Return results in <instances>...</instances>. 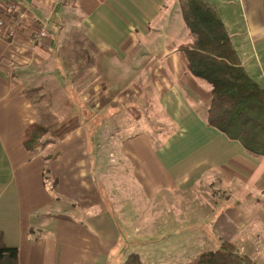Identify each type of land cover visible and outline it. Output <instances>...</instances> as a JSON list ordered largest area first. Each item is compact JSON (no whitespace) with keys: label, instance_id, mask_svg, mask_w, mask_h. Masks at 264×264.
<instances>
[{"label":"crops","instance_id":"crops-1","mask_svg":"<svg viewBox=\"0 0 264 264\" xmlns=\"http://www.w3.org/2000/svg\"><path fill=\"white\" fill-rule=\"evenodd\" d=\"M210 1L243 66L264 86V0ZM18 2L53 38L36 42L32 28L12 41L0 38V232L19 249V263L127 259L97 177V135L107 120L92 133L85 112L94 121L131 107L140 112L134 133L113 142L116 182L129 183L148 212H170L169 236L134 242L132 252L144 264H161L172 254L158 245L169 239L187 243L181 253L192 259L208 251L204 244L215 250L230 241L264 264V156L207 122L211 87L178 53L189 41L179 0ZM74 16L80 21L68 20ZM145 113L156 121L143 122ZM36 123L49 133L31 149L26 132ZM156 197L163 207L151 203Z\"/></svg>","mask_w":264,"mask_h":264},{"label":"trees","instance_id":"trees-1","mask_svg":"<svg viewBox=\"0 0 264 264\" xmlns=\"http://www.w3.org/2000/svg\"><path fill=\"white\" fill-rule=\"evenodd\" d=\"M188 28L189 41L178 47L186 69L206 81L210 102L206 120L230 139L241 142L257 157L264 156V86L243 66L228 29L216 5L210 0H179ZM135 118L139 111L128 107ZM39 129V130H36ZM49 130L38 123L26 132L25 144L35 141ZM19 249L4 242L0 232V264H20ZM123 264H144L141 256L130 253ZM187 264H253L250 256L240 254L235 243L224 241L215 250L204 251Z\"/></svg>","mask_w":264,"mask_h":264},{"label":"rangeland","instance_id":"rangeland-1","mask_svg":"<svg viewBox=\"0 0 264 264\" xmlns=\"http://www.w3.org/2000/svg\"><path fill=\"white\" fill-rule=\"evenodd\" d=\"M11 1H14L15 4H20L18 0H0V19H4L7 22H12L9 19L5 18H14L17 16V13L14 10L10 9V3ZM65 0H62L60 2H63ZM56 3H60L55 0ZM181 7V6H180ZM25 9V8H24ZM182 11V10H181ZM225 13V17L228 20V17L226 15V11H223ZM4 16V17H3ZM79 16H74L71 20L68 19L70 22L74 23V21L78 22L80 21L78 19ZM230 24V23H229ZM42 25H46L48 28V25L46 23H37L36 21L31 22L28 20V16L26 14L25 21L23 23V27H19L17 32L12 38H7L5 36L0 35V38L4 41H12L15 40L19 33L22 31H25V29H33V34H31L32 38L34 36V40L36 42H42V41H52V37L49 34L46 38L42 39L41 41L37 40V33L41 30L43 27ZM231 25V24H230ZM232 26V25H231ZM82 27V26H81ZM75 32H77V28H74ZM177 31H171L168 33V38H172L176 35ZM74 38V37H71ZM77 48V47H76ZM256 73L258 72V69H253ZM106 90V87L104 86V89ZM54 104V103H53ZM56 105V104H55ZM86 109V108H85ZM108 110V108H107ZM86 111V110H85ZM96 114L99 112L94 111ZM130 111H113L110 113V111H107V113H101V117L95 118L94 121H92L91 114L89 115L87 112H85V118L90 119V129L92 133H94L97 129L98 124L100 123V120L103 119V121L107 120V126L104 132H99L100 135L98 136V143L100 145L98 146L97 150H95L97 157H98V167H97V177L99 178L101 176V185H102V193L103 195H106V199H108L110 202H108L109 207L112 209L113 214L117 217V220L119 224L122 227V232L124 235L123 238V249L124 254L126 257L132 252L133 248L131 246L134 242H144L145 240H150L153 237L156 239H163L165 236H169V233L167 231H163L165 226L168 225L166 220L168 221L167 217L170 212L163 211V212H148V203L146 200L141 197V195L134 189L131 188L129 183H126L125 180L119 183L116 182V172L120 171L116 167L115 160H119V156L115 153L116 149L113 142L116 140V137L122 138L124 136L130 135L131 133H134L133 127L136 123L135 116L133 117L128 113ZM42 113L46 114L47 111H42ZM145 118H143V122H155L156 119L152 120V114L150 113V116L148 113H145ZM100 115V114H99ZM134 118V119H133ZM43 141V140H42ZM40 141V142H42ZM47 144V141L44 143ZM119 162V161H118ZM107 176H106V175ZM100 181V180H98ZM160 197H156L153 199L155 206L157 207H163L164 201L158 199ZM166 205L168 206V201H165ZM138 203V204H137ZM137 204V205H136ZM139 205V211H135V206L138 209ZM132 207V208H131ZM133 209V210H132ZM159 225V226H156ZM167 232V233H164ZM159 233V234H158ZM236 244V243H235ZM182 245L188 246V244H182V242H173V240H170L165 243L164 245H158V247L163 248V251L170 250L172 257L171 259H166L161 261V264H187L188 262L192 261V254H185L181 253ZM237 245V244H236ZM216 245L214 244H204L203 245V251L206 249L211 250L215 248ZM238 247V245H237ZM168 253V252H166ZM186 257V259H184ZM253 261V260H252Z\"/></svg>","mask_w":264,"mask_h":264},{"label":"built area","instance_id":"built-area-1","mask_svg":"<svg viewBox=\"0 0 264 264\" xmlns=\"http://www.w3.org/2000/svg\"><path fill=\"white\" fill-rule=\"evenodd\" d=\"M56 1L60 2L62 0H56ZM10 9L14 10L17 13V16L14 18L5 17L12 22L10 23L4 19H0V35L5 36L7 38H12L17 32L18 28L23 27V23L25 21L27 14L26 10L22 7V5L20 6L19 4H15L14 1H11ZM42 26L43 27L41 28V30L37 33L38 41H41L50 34L47 26L46 25H42Z\"/></svg>","mask_w":264,"mask_h":264}]
</instances>
